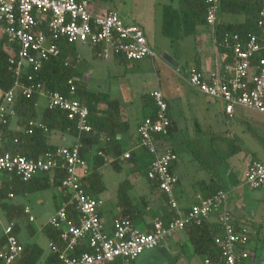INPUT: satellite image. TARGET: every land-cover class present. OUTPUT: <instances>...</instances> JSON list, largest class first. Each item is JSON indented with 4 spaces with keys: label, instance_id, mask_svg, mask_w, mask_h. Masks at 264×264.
Returning a JSON list of instances; mask_svg holds the SVG:
<instances>
[{
    "label": "built area",
    "instance_id": "2783aa9c",
    "mask_svg": "<svg viewBox=\"0 0 264 264\" xmlns=\"http://www.w3.org/2000/svg\"><path fill=\"white\" fill-rule=\"evenodd\" d=\"M220 2L207 0L206 24L212 26L214 32ZM257 25L259 33H249L245 40L237 34L233 36L236 42L232 47L233 63L228 78L214 75L206 78L196 67L189 69L190 85L222 101L230 117L237 106L264 114V7L259 11ZM3 35L7 38L13 83L8 89L0 86V186L11 174L29 180L40 173L51 175L59 168L66 171L62 184L70 190L69 204L74 206L78 216L70 217L66 205H61L48 221L60 229L63 242L62 246L49 242L50 250L58 255L57 264H104L116 258H121L123 264H132L145 250L158 247L175 233L191 224L199 225L212 215H216L222 227V233L215 241L221 248L224 264H247L252 255L250 229L235 223L227 206L228 191L219 190L209 197H199V201L186 212L180 208L174 193L179 177L172 169L179 155L170 146H164L172 119L161 90L150 93L156 113L138 125L137 144L140 149L154 154L148 177L158 182L176 217L167 223L156 219L148 232L134 226L129 218H115L110 229L106 226L100 215L102 199L89 194L79 182L88 173V163L81 156V144L77 140L71 145L60 146L56 154L36 158L2 151L8 140L5 126L12 130L11 124L18 118L16 100L21 96L30 98L35 92L47 100V107L64 110L80 132L92 129L87 121L89 108L76 98L77 87L72 79L68 81V94L30 83V68L39 69L44 60L59 53V45L50 36L66 38L92 49L96 47V54L104 59L119 56L133 61L155 59L158 54L140 24L126 21L116 9L92 13L89 0H0V37ZM36 127L49 131L40 119L29 120L28 126L21 130L33 133ZM130 154L128 151L121 158H129ZM244 182L251 189L264 187V162L253 161ZM9 195L15 196L13 193ZM25 213H30L29 207L25 208ZM29 220L33 221L34 217L31 215ZM13 226V223L9 224L4 230L7 243L0 249L4 264L14 263L24 248L13 233ZM85 240L91 250L74 255L77 246Z\"/></svg>",
    "mask_w": 264,
    "mask_h": 264
},
{
    "label": "trees",
    "instance_id": "16d2710c",
    "mask_svg": "<svg viewBox=\"0 0 264 264\" xmlns=\"http://www.w3.org/2000/svg\"><path fill=\"white\" fill-rule=\"evenodd\" d=\"M92 1L89 0L90 5ZM263 7L264 0H221L218 22L215 24L214 33L218 49L223 56L228 58L229 63H233L232 47L236 42L233 36L237 34L242 40H245L249 33H259L257 21L259 11ZM227 13L243 16V20L225 21L224 15ZM206 14L207 0H178L177 6L164 5L162 31L173 42H176L180 39L182 33L186 35L195 34L196 26L206 23ZM50 38L59 45V53L44 60L39 69L30 68V74L32 75L30 83L41 84L44 89L68 94V81L72 79L77 87L76 98L89 108L87 121L92 129L88 132H80L74 121L70 120L67 113L59 108L45 106L42 113H39L37 106L41 96L38 92H35L30 98L21 96L16 100L15 109L18 115V123L21 127L26 128L29 120L40 119L48 127L49 131L45 132L43 129L36 127L33 133H26L24 130H11L5 126V134L8 140L2 151L19 153L30 158H36L48 153L56 154L59 147L49 141V133L58 130L76 136V140L81 144L80 153L88 163V173L80 178L79 182L92 196L99 198V195L105 190V184L99 168L107 162V157L109 156L113 157L110 161L116 170L120 171L123 164L127 162L131 165L133 173L147 178L151 189L159 188L158 182L148 177V170L154 160V154L143 149L140 152L132 150L129 158H121L125 151L121 134L127 131L130 126L127 121L122 119L120 101L117 98H112L107 91L88 87L84 72L78 67L80 55L77 43L69 42L66 38L54 39L53 36H50ZM6 43L7 38L3 35L0 37V86L4 89H8L13 83V71L9 65L10 53L7 50ZM97 50L95 47L93 52L96 54ZM117 58L122 61L127 60L121 56ZM142 98L145 103L143 107L144 118L154 116L156 105L153 97L150 94H145ZM175 128L172 120L166 140H173ZM10 176V178L5 177L0 186V207L7 212L8 217H10L9 215L14 217V215H19L22 212L17 205L8 202L10 193L28 195L55 186L61 191L62 201L59 206L66 205L68 215L77 218V211L73 205L69 204L71 192L62 184L66 177L64 169L59 168L51 175L40 173L29 180H24L17 174H11ZM211 185L207 186L209 189L205 191L203 197H209L219 191L218 186L213 189ZM127 186L130 187L132 185L125 181L119 187L117 204L121 206L122 210L120 216L115 217L129 218L136 227L139 222L146 221L145 216L149 213L153 218L161 219L165 223L176 217L175 211L171 208L167 196L163 192L164 205L162 213H160L157 210L147 209L149 205L148 198L142 195L132 196L130 194L131 190ZM153 223H151L152 228L154 226ZM151 227L148 231L152 230ZM186 228H189L190 235L194 238L195 250L198 254L205 256L209 260V264H224L221 248L215 241L216 236L222 233V227L218 222L209 223L208 220H205L199 225L191 224ZM43 231L50 241L62 246L60 229L47 223L43 227ZM13 233L18 236L15 224ZM20 241L24 247L22 254L12 264H37L44 254L43 248L36 242ZM6 243L7 236L3 233L0 236V249ZM90 250L88 241L85 240L77 246L73 254L79 255ZM250 251L254 252L252 249ZM45 262L47 264H57L59 262L57 253L51 251L46 256ZM0 264H4L1 258ZM104 264H123V260L116 258Z\"/></svg>",
    "mask_w": 264,
    "mask_h": 264
},
{
    "label": "crops",
    "instance_id": "0c3cea01",
    "mask_svg": "<svg viewBox=\"0 0 264 264\" xmlns=\"http://www.w3.org/2000/svg\"><path fill=\"white\" fill-rule=\"evenodd\" d=\"M168 4L177 6L178 0H171L170 3H164L163 7ZM93 5L94 4L90 5L92 13L105 12L100 11L99 8L97 9ZM140 15V13L137 15H129L132 20L130 19L128 22L138 23L144 28L148 41L152 47V43L155 41L156 36L153 35V40L149 38L145 28L147 24L139 19ZM234 16H238L239 21L243 20V16L231 13L225 14L224 20L230 21L237 19V17ZM190 36H192V38ZM189 37L190 39H187ZM179 40L186 42L184 45L187 47L188 52L183 53L182 56L188 57L190 64H187L188 60H186L187 67L184 69L183 64L181 65L185 73L183 81H181L180 84H177L176 88H170V86L168 88L167 86H164L161 77L153 76L152 73L150 79L135 84L137 87V89H135L137 90V97H139V101L136 104H134V102L131 101V98L128 97L129 93L125 85L117 91L118 95L121 96H111L120 101L122 119L127 121L130 126L127 131L121 134L125 145L124 153L128 151L131 152L132 150L136 152L142 151L137 144V128L144 119L143 107L145 103L143 102L142 97L155 90H161L169 104L170 117L176 127L173 140H165L164 146L167 145L173 149L175 148L179 155V158L174 163L172 169L179 177L174 193L181 210L186 212L192 204L199 201V197H203L205 191L209 189L207 187L209 184H212L211 188L213 189L218 186V190L221 189L228 191L229 198L227 206L235 223L248 227L251 235L250 243L254 241L257 245L246 263L264 264V210H251L249 205L245 204V199L242 198L240 192V187L244 185L243 181L249 165L255 160L264 162V114L237 106L234 115L230 117L226 114L225 105L222 101L214 99L201 91L196 90L190 85L189 67L192 66L200 70L206 78H210L213 75L221 78H228L230 75L231 63H229L228 58L223 56L219 51L214 28L212 26H209L206 23L197 25L195 34L186 35L182 33ZM163 54L168 60L175 63H181L174 61L169 54ZM95 56L98 55L95 54ZM117 60L123 64L129 62L128 60L122 61L119 58ZM146 60L148 62L142 63L143 66L141 69L143 70L148 68L151 63L153 65L155 63V59L145 58L144 61ZM163 62L165 61L163 60ZM152 68L153 71H155L154 66ZM44 108L41 109L39 108V105L37 106L39 113H42ZM243 108L245 110H243ZM237 116L239 118H236ZM224 118L226 121H224ZM233 119H236L241 125L236 128L232 127L231 123L233 122ZM11 128L16 131L21 130L22 127L18 123V118L14 119ZM209 131L211 132L210 136L207 135ZM76 139L77 137L74 136V139L68 145L73 144ZM56 145L58 147L65 146V144ZM182 147H185L186 150H190L193 154L194 163L191 164V172H188L184 168V160H182L179 152V149H182ZM206 147L210 148V152L205 151ZM240 153L242 157L239 158L237 156H239ZM112 158L113 157L111 156L107 157V159L110 160H112ZM237 160L240 165V170L244 171V178L241 182L235 176V170L238 165H234V163ZM130 166L131 165L128 163L127 167L130 173V179H127L128 181L126 180L129 185H132L130 187L145 191L147 195H145V197L148 198L149 203L147 209L157 210L162 213V207L164 205V195L162 194V191L159 188L151 189L149 183H145L141 179V176L137 173H133ZM123 168L124 164L122 166V169ZM231 182L232 188L227 189L226 185H229ZM99 198L103 201V198H101L100 195ZM103 203L104 201L101 206V216L106 226L110 229L113 220L117 218L115 216H120L122 208L117 204L115 214L111 220H108L103 209ZM17 206L22 212L19 215H14V217L10 215L13 219L10 224L13 223L16 225L17 235L20 240L23 242H35L34 239L37 237L38 231L32 225V221L29 220V217L32 215L34 217L33 221H35V216L31 214V207L23 204H18ZM26 207H30L29 214L25 213ZM58 207L59 204L56 203L54 213ZM145 217L146 221L139 222L137 227L141 231L147 232L151 227V223L157 218H153L150 213ZM207 220L209 223H217L216 215L210 216ZM46 238L49 247L50 239L47 235ZM250 249L252 248L250 247ZM43 250V263L47 264L45 258L51 250L50 247L47 252H45L44 248ZM206 260L205 256L196 252L194 238L191 237L189 228H186L175 233L155 248L153 252L147 253L142 257L141 261L138 263L136 261L134 264H209Z\"/></svg>",
    "mask_w": 264,
    "mask_h": 264
},
{
    "label": "rangeland",
    "instance_id": "374dc122",
    "mask_svg": "<svg viewBox=\"0 0 264 264\" xmlns=\"http://www.w3.org/2000/svg\"><path fill=\"white\" fill-rule=\"evenodd\" d=\"M170 2L171 0H93L91 2V4H94L93 6H95V8L97 9L99 8L100 11H107L111 8L117 9L122 18H124L126 21H130L131 18L129 17V15H137L138 13H140L141 15L139 19L147 24L145 28L147 30L149 38L153 40V35L156 36L155 41H153L152 43V47L156 50L158 57L155 58L154 65L151 63L148 68L143 70L141 69L143 66L142 63L148 62L147 60L144 61L145 59L138 61L128 60L129 62H127V64H123L122 62L117 60L118 58L104 59L95 56L90 46L78 43L77 49L80 54L78 67L83 70L84 74L86 75L84 76L88 87L95 90L107 91L111 94L112 97H118L121 95H118L117 91L120 90L119 88L125 85L129 93L128 97L131 98V101H133L134 104H136L139 101V97H137V90H135L137 89V87L135 86V84L137 82L142 83L150 79L152 73L153 76L161 77L163 85L167 86L168 88L169 86L170 88H176V85L180 84V82L183 81L185 73L184 69L185 67H187V64H190L188 57L182 56L183 53L188 52L187 47L184 45L186 44V42L182 40L173 42L162 31L163 4ZM234 17H237V19H235L234 21H239L238 16ZM190 37L192 38V36ZM190 37L187 39H190ZM163 53L169 54V56L174 61L181 63H175L168 60L166 57H164ZM163 60L166 62V64L165 62H163ZM186 60H188L187 64ZM182 64L184 69L181 67ZM152 65L154 66L155 71H153ZM190 68L191 67H189V69ZM38 105L39 108L43 109L47 105V100L44 97H41ZM243 110L245 109L243 108ZM236 118L239 117L237 116ZM224 121H226L225 118ZM231 125L232 127L236 128L241 124L236 119H233ZM210 134L211 132L209 131L207 135L210 136ZM73 139V135L58 130L49 133V141L54 144L68 145L72 142ZM205 151L210 152V148L206 147ZM179 152L182 160H184V168L188 172H191V164L194 163L192 152L190 150H186L185 147L179 149ZM237 157H242L241 153ZM107 160L108 161L101 168H99L105 184V190L100 194V197L103 198L104 201L103 209L105 215L108 220H111L116 212L119 187L121 184H124L127 179H130V173L128 171L127 162L124 163V168L119 171L113 167L110 159ZM235 163L234 165H238L235 170V176L241 182V180L243 181L244 178V171L240 170L238 160L235 161ZM139 176H141V179L145 183H148V180L145 176ZM244 181V185L240 187V192L242 194V198L245 199V204H248L251 210L254 211L264 210V187L251 189L248 185L245 184ZM226 187L227 189L232 188V182L229 185H226ZM128 188L131 190L130 194L132 196L146 195L145 191L143 190H138L134 187ZM61 201V191L58 187L55 186L42 191L30 193L28 195H15L14 198L10 197L8 199V202L10 203H14L17 205H29L31 207V214L35 216V221H32V225L38 231V235L34 240L45 249V252L48 251L49 247L48 240L46 238L45 232L43 231V227L48 223L52 214L54 213L56 203L60 204ZM12 221L13 219L11 217H8L7 212L0 207V236L3 235L4 230ZM256 246L257 245L254 241L249 244V248L251 247L252 250H254ZM154 250L155 248L145 250L136 259L137 263L141 261L143 256H145L147 253L153 252ZM43 256L37 264H44Z\"/></svg>",
    "mask_w": 264,
    "mask_h": 264
}]
</instances>
